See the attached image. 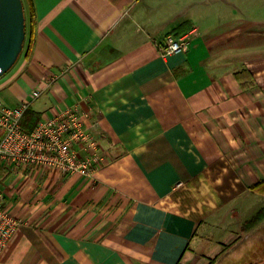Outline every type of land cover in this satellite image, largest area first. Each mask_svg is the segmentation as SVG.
<instances>
[{
    "label": "crops",
    "instance_id": "0c3cea01",
    "mask_svg": "<svg viewBox=\"0 0 264 264\" xmlns=\"http://www.w3.org/2000/svg\"><path fill=\"white\" fill-rule=\"evenodd\" d=\"M22 3L33 45L0 77V102L39 120L75 106L103 161L91 176L10 171L3 203L22 224L1 262L264 264V46L219 49L210 23L182 14L190 3ZM185 21V50L161 55Z\"/></svg>",
    "mask_w": 264,
    "mask_h": 264
},
{
    "label": "built area",
    "instance_id": "2783aa9c",
    "mask_svg": "<svg viewBox=\"0 0 264 264\" xmlns=\"http://www.w3.org/2000/svg\"><path fill=\"white\" fill-rule=\"evenodd\" d=\"M192 29L176 37L166 35L159 46L161 55L168 56L185 50ZM0 72V77L3 76ZM38 93L35 92L34 96ZM26 104L9 107L0 102V255L16 229L21 217L4 206L5 177L10 171L24 167L57 169L61 173L91 176L102 164L98 142L84 127L85 114L75 106L38 121L31 131L21 126ZM77 147V148H75ZM84 151L83 155L78 152ZM0 264H4L0 260Z\"/></svg>",
    "mask_w": 264,
    "mask_h": 264
},
{
    "label": "rangeland",
    "instance_id": "374dc122",
    "mask_svg": "<svg viewBox=\"0 0 264 264\" xmlns=\"http://www.w3.org/2000/svg\"><path fill=\"white\" fill-rule=\"evenodd\" d=\"M187 3L191 5L182 14L196 12L202 24L210 23L213 38L222 36L219 49L226 47L227 53H243L254 42L264 46V0H159L158 13H176Z\"/></svg>",
    "mask_w": 264,
    "mask_h": 264
},
{
    "label": "water",
    "instance_id": "95a60500",
    "mask_svg": "<svg viewBox=\"0 0 264 264\" xmlns=\"http://www.w3.org/2000/svg\"><path fill=\"white\" fill-rule=\"evenodd\" d=\"M24 20L22 0H0V72H7L21 53Z\"/></svg>",
    "mask_w": 264,
    "mask_h": 264
},
{
    "label": "trees",
    "instance_id": "16d2710c",
    "mask_svg": "<svg viewBox=\"0 0 264 264\" xmlns=\"http://www.w3.org/2000/svg\"><path fill=\"white\" fill-rule=\"evenodd\" d=\"M24 17H25V20H24L25 38H24L23 47H22L21 52L25 49V52L28 53L33 45V30L35 26L33 9L31 6L28 7L27 11L24 9ZM190 28H191V25L185 21L177 26V28L175 29L176 32H174V34L172 35L179 37L181 34H183V32H186ZM32 115L33 114L30 112L29 109H27L23 114V118L21 120V126L25 130H28V131L33 130L39 121L38 118H34ZM253 188L255 190H258L264 193V179L254 184Z\"/></svg>",
    "mask_w": 264,
    "mask_h": 264
}]
</instances>
